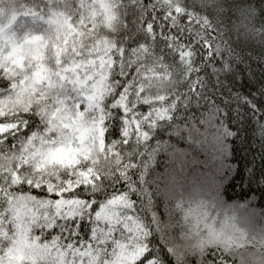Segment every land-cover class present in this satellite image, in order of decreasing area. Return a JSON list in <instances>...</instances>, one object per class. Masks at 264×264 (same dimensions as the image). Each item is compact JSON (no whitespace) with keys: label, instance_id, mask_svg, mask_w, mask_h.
<instances>
[{"label":"trees","instance_id":"1","mask_svg":"<svg viewBox=\"0 0 264 264\" xmlns=\"http://www.w3.org/2000/svg\"><path fill=\"white\" fill-rule=\"evenodd\" d=\"M25 243L264 264V0H0V260Z\"/></svg>","mask_w":264,"mask_h":264},{"label":"rangeland","instance_id":"2","mask_svg":"<svg viewBox=\"0 0 264 264\" xmlns=\"http://www.w3.org/2000/svg\"><path fill=\"white\" fill-rule=\"evenodd\" d=\"M93 55L95 57L99 56L100 51H94ZM82 69L83 68H80L79 70ZM84 71H86V68L83 69L79 74H76L74 77H72L71 80H81L83 78L82 73ZM96 75L102 78L104 76V72L98 70L96 72ZM86 145L87 144L85 141L78 145H74L76 148L73 149L72 152L74 150H76L75 153L83 151ZM23 202L28 201L26 200L20 202V204L22 203L20 207L21 209L19 211L20 220L24 221V223H29L28 221H30V214L27 208L28 205ZM71 206H74V202H59L57 203V205L51 207L45 206L44 212L38 213V218L45 217L47 214H49L48 212L50 211L60 212L64 210H70ZM126 209L127 203L125 201L121 199H114L102 209L99 220H108L109 223H112L114 221L119 222L121 221L120 212L125 211ZM122 219H124V217H122ZM124 227L127 229L128 226L125 224ZM93 252L80 256L77 262L75 261V264H134L142 256L144 250L137 248L136 244L133 247L124 244L122 248L115 254L111 255V259L107 260L106 262L103 260V258L97 259L96 256H92ZM16 260H18V264H59V261H53L52 257L50 256V254H48L45 248L38 244L30 243L21 244L20 247L12 248L10 252L6 254V257L3 260H0V264H12V261Z\"/></svg>","mask_w":264,"mask_h":264}]
</instances>
